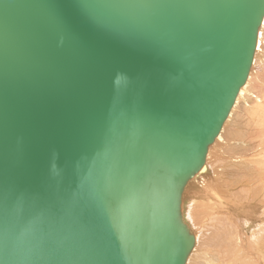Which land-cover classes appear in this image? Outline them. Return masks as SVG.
Listing matches in <instances>:
<instances>
[{"label": "water", "instance_id": "1", "mask_svg": "<svg viewBox=\"0 0 264 264\" xmlns=\"http://www.w3.org/2000/svg\"><path fill=\"white\" fill-rule=\"evenodd\" d=\"M263 16L264 0H0V264H185L180 196Z\"/></svg>", "mask_w": 264, "mask_h": 264}, {"label": "bare ground", "instance_id": "2", "mask_svg": "<svg viewBox=\"0 0 264 264\" xmlns=\"http://www.w3.org/2000/svg\"><path fill=\"white\" fill-rule=\"evenodd\" d=\"M263 29L264 16L258 29L256 47L247 78L244 84L239 88L234 103L225 121L223 122L218 135L209 145L203 166L197 172L192 174V176L187 180L180 196V219L184 223L188 232L194 238V244L187 256L185 264H192L191 258H193L192 256L197 250H199L197 254L199 259H202L204 261H208L209 258L213 259L210 257L213 253V257L215 254L217 256L222 255L230 259L234 257L233 261L230 260L227 264H247L246 261L242 260L244 258L242 257V254H246V256L256 258V263L253 264H264V159L262 158L264 155L261 157V159L263 160L260 161V164L255 161L254 162L256 164L250 161L247 162L243 159V161H246L247 163H241L242 165H240V170L230 168L232 165L238 166L236 163L234 164V162L233 164L231 162V166H228L230 163L224 165L223 175L225 174L227 184H225V181L223 179H217L215 177L214 172H218L215 167H213L212 164L208 161L210 150L214 146V144L221 141H223V143L225 144L230 139L236 140V137L238 136L237 134L239 132L235 129V132H227L228 136H226L225 132L224 134L222 133L224 125L225 123H227L230 116H232V111L235 109L236 104H238L239 99L243 98L244 94L248 92V85L250 84V79L252 77L253 66L256 62V57L258 52L260 51V46L262 44ZM255 98L257 99L258 97L255 96ZM238 148L240 147L238 146ZM230 149L231 148H229V150ZM233 149H235V146ZM241 151L238 152L240 153ZM221 156L219 155V158L222 162L224 160L221 159ZM247 159H249V157H247ZM250 163H253L254 165H249ZM202 183H204L203 186L205 187L203 188V186L201 185V189L199 184ZM198 193L202 195H199L200 198H202V201L207 204L205 205V207H208V209L211 210V213L213 212L211 215L215 220L211 227L212 229H209V235L208 237H206L207 240L205 241V245L203 246L200 242V234H198L195 227L193 228L191 226L193 225L194 219L192 218L193 215H191L190 213L191 211H189L193 209L192 201L195 200L194 198L198 195ZM188 197L190 198V202H186ZM222 211L224 213H221ZM189 214L191 215V217ZM243 232L244 235L248 233L247 238H243ZM238 239L240 243H236ZM213 249L215 250V253L212 252L214 251Z\"/></svg>", "mask_w": 264, "mask_h": 264}, {"label": "rangeland", "instance_id": "3", "mask_svg": "<svg viewBox=\"0 0 264 264\" xmlns=\"http://www.w3.org/2000/svg\"><path fill=\"white\" fill-rule=\"evenodd\" d=\"M262 34H263L262 44L260 46V51L257 54L256 62L253 66V73L250 79V84L248 85V92L244 94L243 98L239 99L238 104H236L235 109L232 111V114H231L232 116H230L227 123H225L223 133H222L224 134L225 132L226 136H228L227 132L229 131L235 132L236 130L239 132V133L237 132L238 134L236 133L238 136L236 137V140L230 139L225 144L223 143V141L217 142L211 148L210 153H209L210 156H208V161L212 164L213 167H215V169L219 173L218 174L214 172L215 177L217 179H223L225 181V184H227L226 183L227 180L225 179V174L223 175L224 173L223 167L224 165H227V163L228 164L230 163L228 166H231L233 162L234 164L236 163L238 166L232 165L230 168L232 169L235 168L237 170H240L241 169L240 165L244 163H247L250 161L253 163L257 162L258 164H260L261 163L260 161L264 159V156H263L264 155V133H263L264 132V29H263ZM255 96H257L258 98L256 99ZM234 146H235V149H233ZM238 146L240 148H238ZM225 147H227L228 149ZM229 148L231 149L229 150ZM238 151H241V152L239 153ZM241 154H242V157H241ZM219 155L220 156L222 155L221 159L224 160L222 161L223 163L220 161ZM247 157H249V159H247ZM261 157L263 159H261ZM243 159L246 160L247 162L243 161ZM253 163H250L249 165H254ZM201 185L203 186L204 183L199 184V186L202 189ZM204 187L205 186H203V188ZM199 195L200 194L198 193L197 195L198 199L196 196L194 198L195 200L192 201L193 209L190 208L191 210L189 211H191L190 213L191 215H193L192 217L194 219L193 225L195 224L194 226L193 225L191 226L197 229L198 234H200L199 236L200 242L202 243V246H203L205 245V241L207 240L206 237H208L209 235V232H210L209 229L212 227L215 220L212 218L213 216L211 215L213 212L211 213V210L208 209V207H205V205L207 204H205V202L202 201V198H200V196L202 195L200 196ZM186 202H190L189 197ZM221 213H224V212L222 211ZM246 234L244 235V232H243V235H242L243 238L248 237V233ZM249 239H250V236H249ZM237 242H239V239L236 241V243ZM198 252L199 250L195 251V254L192 256L193 257L191 258L192 264H201L204 261L202 259H199L197 255ZM212 252L215 253V250ZM212 255L210 257L213 259H210V258L208 259V261L211 263L205 260L202 264L204 263L205 264L207 263L208 264H227L230 260L233 261L234 259V257L230 259L222 255L217 256L215 254L214 257ZM242 257H244L242 260L246 261L247 264L256 263V258L254 257L246 256V254H242Z\"/></svg>", "mask_w": 264, "mask_h": 264}]
</instances>
